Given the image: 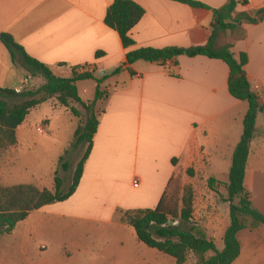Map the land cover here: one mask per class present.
Returning <instances> with one entry per match:
<instances>
[{"label": "crops", "instance_id": "0c3cea01", "mask_svg": "<svg viewBox=\"0 0 264 264\" xmlns=\"http://www.w3.org/2000/svg\"><path fill=\"white\" fill-rule=\"evenodd\" d=\"M113 1L0 0V34L10 35L53 75L69 78L72 68L79 73L85 66L95 79L107 76L100 84L105 99L96 105V111L102 106L96 112L99 125L75 193L66 201L31 212L10 234L0 235L6 244L3 250L11 253L15 245L11 237L16 234L30 264H175L173 258L139 242L134 229L121 223L117 211L155 209L175 176L189 171L186 185L194 186L202 176L206 185L213 179L218 192L228 183L248 105L230 96L229 71L223 62L180 56L176 66L170 61L163 65L137 61L129 67L132 74L126 69L111 73L124 63L127 52L139 48L205 45L213 23L211 9L229 0H192L208 9L172 0H130L144 15L130 32L134 45L129 49L123 48L118 34L104 23ZM238 1L235 13L264 8V0ZM242 27L244 38L228 41L235 55L247 56L244 71L262 106L249 145L244 188L264 216V20ZM96 53L102 55L97 58ZM26 76L0 43V89L16 90ZM90 81L96 89V82ZM77 90L83 102L93 100H84ZM82 93L87 90L83 88ZM209 206L203 202L207 211L201 214H208V219L202 229L215 244L222 242L229 226V210L224 208L221 216H215L214 207ZM195 208L194 203L193 222L198 215ZM49 224L59 227L60 236L65 231L63 237L69 240L67 247L61 245L51 254L56 262L47 254L46 244L35 242ZM89 231L94 242L88 246L77 243ZM245 231L238 235L241 252L233 264H264V226L249 235L248 247L241 240ZM7 237L12 240L5 241Z\"/></svg>", "mask_w": 264, "mask_h": 264}, {"label": "trees", "instance_id": "16d2710c", "mask_svg": "<svg viewBox=\"0 0 264 264\" xmlns=\"http://www.w3.org/2000/svg\"><path fill=\"white\" fill-rule=\"evenodd\" d=\"M172 1L192 8L208 9L205 5L192 0ZM239 4L238 0H229L220 8L211 9L213 23L205 45L188 48H139L127 52L124 63L111 73V75H117L126 69L132 74L129 67L137 61L161 65L170 61L176 66L180 56L188 58L202 56L219 60L227 66L229 71L227 88L230 96L248 105L242 121V135L232 154L228 183L224 185L226 198L223 200L229 206V226L223 235L221 251H218L214 242L207 238L205 231L193 223L194 195L191 186H185L183 189L179 211H171L167 207L166 192L155 209L117 211L121 223L134 229L139 242L173 258L175 264H185L190 253L197 257L195 264H233L241 252L239 233L264 226V216L254 208L250 195L244 188L249 145L255 132V121L262 111V106L252 91L244 71L247 56L244 53L235 55L232 52V44L228 41H239L244 38L243 24L256 25L262 22L264 8L249 13H235ZM143 15L144 10L136 3L130 0H114L106 11L104 23L118 34L123 48L129 49L134 45L130 32ZM0 43L9 53L13 65L18 64L28 76L41 77L45 81L35 92L17 93L11 89H0V150L16 145V130L23 124L30 110L41 103L34 98L36 93H44L48 98L56 96L59 104L75 117L78 116V112L69 108V101L79 104L86 113L84 124L78 126L73 134L72 148H84V153L74 169L69 188L63 191V180L58 177L57 171L54 172L53 190H39L32 185L0 186L1 235L10 234L16 225L24 221L31 212L66 201L75 193L99 125L95 109L97 103L105 99V92L100 89V84L107 76L95 79L91 73H78L77 69L72 68L71 77H56L49 67L30 58L10 35L0 34ZM101 55L102 53H96L97 58ZM85 80L96 82L94 98L87 103L80 99L76 86L77 82ZM10 97H21L26 100L9 107L5 99ZM62 166L63 169H68L66 163ZM213 184L214 180L209 179L207 186L209 190L215 192ZM173 220L178 221L177 226L172 225ZM208 253L212 255L206 257Z\"/></svg>", "mask_w": 264, "mask_h": 264}, {"label": "rangeland", "instance_id": "374dc122", "mask_svg": "<svg viewBox=\"0 0 264 264\" xmlns=\"http://www.w3.org/2000/svg\"><path fill=\"white\" fill-rule=\"evenodd\" d=\"M14 66L20 67L18 64H14ZM69 76L71 75L69 74ZM26 79L27 83L23 86L21 93L35 92L45 83L41 77L34 79L26 76ZM17 81L15 79V82ZM77 87L84 100L94 98L95 87L92 81L85 80L78 83ZM83 88L87 90L86 94L82 93ZM34 98L40 100L41 103L30 110L23 124L17 129L16 145L0 150V186L32 185L39 190H53L54 172L57 171L58 177L63 180L62 189L66 191L70 186L74 169L84 153V148L73 149L71 145L76 128L85 122L86 113L79 104L69 101V108H73L78 112L77 117L73 116L69 110L59 104L56 96L48 98L44 93H36ZM24 100L26 99L21 97H10L6 98L5 102L9 107H12ZM101 107H98V110L95 109V111L99 113ZM39 129H44V131L40 133ZM63 163L68 165V169H63ZM186 175L189 176L188 173ZM186 175L175 176L171 189L167 193L165 204L171 211L180 210L183 189L185 186H191L186 185ZM204 180L202 176L198 177L194 182V186H191L194 195L193 204L195 203V210L198 212V215L195 216L197 220H194L193 223L199 228H202L204 224L207 225L208 219V214H201L204 210L207 211L206 208H203V202L208 203L210 209L214 207L215 216H221L224 208H227V211L229 210V206L225 205L223 200L226 191L222 189L218 192H212ZM43 232L47 234L41 235ZM64 232L60 236L62 231L59 227L49 224L40 231L39 239H35V242L36 244H46L48 247L47 254H55L61 245L62 247L63 245L68 246L69 240L64 239ZM252 232L253 230H246L242 235L243 246L248 247V240H251L249 235ZM92 233L89 231V235L78 237L77 243H82L85 246L91 245L94 242ZM16 237L17 235L13 233L11 238L15 241V245L11 253L4 251L6 244L0 240V264H18L19 260L23 261L24 264H30L27 263V258L22 255L21 239ZM11 238L7 237L5 241L12 240ZM215 246L218 251H221L223 241L217 240ZM249 249H251L250 244ZM249 249L245 252V255L248 254ZM56 258V256H53L54 262H56ZM196 261L197 257L190 253L185 264H195Z\"/></svg>", "mask_w": 264, "mask_h": 264}, {"label": "built area", "instance_id": "2783aa9c", "mask_svg": "<svg viewBox=\"0 0 264 264\" xmlns=\"http://www.w3.org/2000/svg\"><path fill=\"white\" fill-rule=\"evenodd\" d=\"M87 67H85V66H83V67H80L79 68V73H85V72H87ZM27 83V79L22 83V86L20 87V88H18V89H16L15 91L17 92V93H21V90H22V88H23V86L25 85ZM44 131V129H39V132L40 133H42ZM134 187H137L138 186V182L137 181H134ZM172 225L173 226H177L178 225V221L177 220H173L172 221Z\"/></svg>", "mask_w": 264, "mask_h": 264}]
</instances>
